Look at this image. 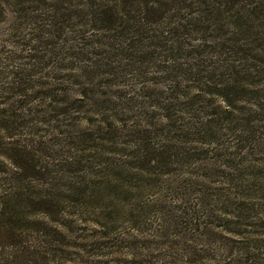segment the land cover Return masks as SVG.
Masks as SVG:
<instances>
[{
	"label": "rangeland",
	"instance_id": "obj_1",
	"mask_svg": "<svg viewBox=\"0 0 264 264\" xmlns=\"http://www.w3.org/2000/svg\"><path fill=\"white\" fill-rule=\"evenodd\" d=\"M49 3L0 0V52L41 60L13 104L17 139L78 212L60 264H242L264 222V0L159 48L76 30L45 57ZM72 60L83 70H63Z\"/></svg>",
	"mask_w": 264,
	"mask_h": 264
},
{
	"label": "trees",
	"instance_id": "obj_2",
	"mask_svg": "<svg viewBox=\"0 0 264 264\" xmlns=\"http://www.w3.org/2000/svg\"><path fill=\"white\" fill-rule=\"evenodd\" d=\"M49 1L46 12L50 19L43 26L44 37L40 43L46 48L43 56L56 51L58 46L51 40L64 42L66 33L76 30L105 34L118 30L129 41L134 39L140 44L148 43L151 47L159 48L166 43H163V39L171 34L177 37L193 35L212 26L222 29L223 7L233 9L240 2L214 0L217 6L213 8L215 11H211L197 6H206V0ZM78 17L80 21L75 20ZM10 30L13 33V27ZM79 40L82 50L88 46L82 42L83 36ZM66 43L69 45L68 41ZM9 47L12 49L4 48L0 52V158L3 159L0 161V264H60L66 254L65 241L70 239L64 221L78 212L68 211L69 207L61 202L62 194L47 188L46 173L34 160L36 148L17 139L21 134L17 127H23V118L13 104V94L29 86V81L23 78L27 69L42 64L40 57L33 56L29 61L26 59V68H19L16 64L18 57L13 59V47ZM67 65L63 66V70H74L75 67L83 70L76 66L75 60ZM37 88L32 86L33 96H27L34 98ZM261 227L249 233L256 247L251 246L250 242L240 248L238 256L242 264H264V222ZM242 240L249 242L248 238ZM200 251L207 255L204 249Z\"/></svg>",
	"mask_w": 264,
	"mask_h": 264
}]
</instances>
